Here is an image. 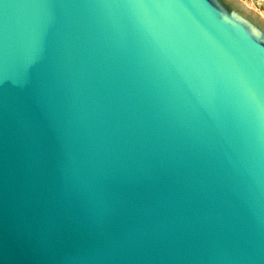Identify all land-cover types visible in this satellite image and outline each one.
Here are the masks:
<instances>
[{
	"label": "water",
	"instance_id": "95a60500",
	"mask_svg": "<svg viewBox=\"0 0 264 264\" xmlns=\"http://www.w3.org/2000/svg\"><path fill=\"white\" fill-rule=\"evenodd\" d=\"M0 264H264L263 16L0 0Z\"/></svg>",
	"mask_w": 264,
	"mask_h": 264
},
{
	"label": "rangeland",
	"instance_id": "374dc122",
	"mask_svg": "<svg viewBox=\"0 0 264 264\" xmlns=\"http://www.w3.org/2000/svg\"><path fill=\"white\" fill-rule=\"evenodd\" d=\"M247 7L260 13L264 18V0H241Z\"/></svg>",
	"mask_w": 264,
	"mask_h": 264
}]
</instances>
